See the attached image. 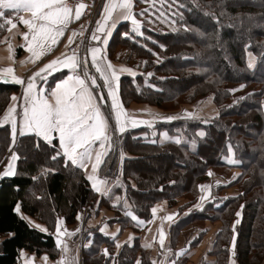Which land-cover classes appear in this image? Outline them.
<instances>
[{"label": "trees", "instance_id": "1", "mask_svg": "<svg viewBox=\"0 0 264 264\" xmlns=\"http://www.w3.org/2000/svg\"><path fill=\"white\" fill-rule=\"evenodd\" d=\"M152 13L141 22L143 36L130 30L126 38L122 33L128 23L122 22L110 38L108 57L140 71L134 76L120 77L121 103L126 107L133 101L145 102L173 111L199 97H212L217 114L212 119L183 117L156 122L155 131L167 130L174 138L164 143L157 138L135 137L139 129H128L107 156L101 175L109 180L112 174L117 175L120 152L134 157L122 161L118 176L122 182L111 185L110 180L107 195L100 196L91 188L82 169L65 166L64 157L53 161V147L40 140L37 148L39 138L34 134H18L13 140L11 124L3 121L0 162L9 148L18 158L15 175L0 178V264H18L21 250L35 256L48 252L51 258L57 254L54 235L32 228L14 211L18 204L23 213L45 223L50 230L58 218L73 224L79 212L92 209L97 202L114 211L113 221L131 227V219L120 212L127 210L124 200L133 213L144 219L150 217L153 203L161 199L174 206L179 198H184L183 207L191 208L199 197L198 184L208 180L209 169L217 171L232 165L224 160L229 150L240 161L236 165L240 174L228 186L235 185L238 192L225 199L220 196L225 186H212L211 198L201 207H192L172 225L170 247H175L185 228L197 231L198 236L184 248L197 244L209 225L220 222L207 248V254L214 257L213 264L263 261L264 2L167 0L164 7ZM147 20L153 26H148ZM119 48L123 51L116 54ZM247 51L257 58L253 67L246 65ZM229 84H243L244 89H250L234 96ZM18 89L17 84L0 83V117ZM199 129L205 133L203 137L197 134ZM177 139L181 143H176ZM53 144L59 151L55 140ZM148 160L160 162L157 172L143 165ZM237 211H241V223L235 226L234 233ZM90 232L92 243L83 251L81 264H109L113 259V240L96 229ZM103 247L109 249L110 257L104 255ZM139 248L138 240L133 245L123 244L114 256L115 264H132L137 251H141V264H154L149 253ZM176 259L185 261L182 255Z\"/></svg>", "mask_w": 264, "mask_h": 264}, {"label": "snow or ice", "instance_id": "2", "mask_svg": "<svg viewBox=\"0 0 264 264\" xmlns=\"http://www.w3.org/2000/svg\"><path fill=\"white\" fill-rule=\"evenodd\" d=\"M85 8L83 3L75 10V20H79L82 16V9ZM120 9L118 17L123 21L131 20V23L135 26L133 32L138 36H143V32L140 30L141 21L135 18L132 12L133 0H119L116 3L115 0H109V3L104 6L102 19L96 21L95 31L91 34L92 41H98L101 45H107L108 39L111 35L109 29V21H112L110 28L117 27L118 21L113 18L112 13L116 9ZM29 12L31 18H25L24 16L18 17V22L28 28V32L23 33V39L29 41V34H31V40L28 43L27 51L32 53L36 60H39L47 52H50L54 46L60 41L59 38L64 36V30L67 28L70 21L73 19L72 8L68 7L65 0H0V30H5L7 25L11 26V29L17 28V23L13 22L12 18H6L8 12ZM139 15L143 16L144 13ZM11 29H8L9 31ZM74 32L68 37V44L65 47L75 42ZM81 37L84 36V32L79 33ZM101 35L104 39L101 41ZM127 38L128 34H124ZM85 43L84 39H81L80 43L76 45V49L73 50L70 56L66 55V58L61 59L57 57L49 63L45 64L34 75L28 78L27 82L21 78H15L11 82L16 84H25V91L23 94L24 107L22 114V125L19 130L20 136L34 134L39 138L36 147L39 148V141L42 140L48 146L53 147L55 154L51 156L53 161L60 157L65 158V166H76L80 169L87 170L88 162H91V171L96 173L97 170L105 163V158L109 155V152L113 150L114 144H116L120 138V135L125 133L129 127H137L140 125L148 124L149 121L137 120L131 117L124 109L123 104L118 98L119 92V75L117 71L113 69V65L110 62H106V57L103 55V47L96 46L87 49V56L81 57L78 54V50ZM163 47V46H161ZM89 57L91 66L94 67L95 73L99 74V79L103 81V88L107 90V97L111 101L109 105L108 115L106 116L101 109V105L105 103V97L103 92H97L94 95V90L101 88V85L97 82V76L90 74L89 72ZM61 65L63 69H68L70 75L61 79L51 89L50 95L54 98V103L50 102V99L45 96L44 88L37 89L35 84L36 78H40L41 81H47L48 77L56 72H60ZM249 67H253V63H249ZM79 70V72L77 71ZM5 74L13 72L11 67L4 68L2 70ZM121 71H129V69H121ZM82 73V74H81ZM149 76L152 74L149 73ZM8 80H0V83H8ZM89 82L91 87L89 86ZM243 87V85L241 86ZM231 91H238L233 89ZM11 99L16 100L17 97L13 96ZM99 99L100 103L97 102ZM15 107L9 108L5 114L4 122L11 124V136L15 140L17 135V125L12 119L13 113H15ZM189 119H198L193 113H186ZM109 118L114 120V127L110 126ZM168 121L174 119V117H167ZM53 133L58 134L54 136ZM113 134L116 135V140H113ZM204 132H200L199 136L203 137ZM58 139L60 150H55L53 140ZM181 143L179 139L175 141ZM98 143V147H97ZM122 155V159L123 154ZM16 157L13 156V159ZM229 164L237 165L240 161L236 159H229ZM210 176L211 172L208 173ZM15 172L9 166L6 171L3 172L0 178H6L14 176ZM33 179H36L35 177ZM89 181L94 179L93 175L87 177ZM107 181H101L100 184H106ZM209 186L201 185V190L207 189ZM92 188L97 193L107 195V190L102 189L100 185L93 183ZM207 197H202L203 201ZM119 199V198H118ZM225 199H228L227 197ZM219 207V205H216ZM200 207V205H197ZM243 208V206H241ZM15 212H20V205L18 204L14 209ZM157 209L153 207L151 212L155 215ZM126 215L130 216L133 221H138L140 224L145 223L143 220H138V217L132 212H127ZM237 219L233 224V232L235 233V226L241 223V211L235 213ZM80 217L78 216V219ZM164 219L175 222L173 215H168ZM35 228L47 233V228H42L40 225H35ZM78 231V230H76ZM119 231V230H118ZM100 232L107 235L105 228H100ZM61 234L60 219L56 222V235L58 247L63 242L59 239ZM67 235H75L76 232H67ZM131 239V237H130ZM165 234L160 231L159 243L161 247L164 246ZM191 243V242H190ZM117 247H120L117 244ZM236 247V235L232 238V250L235 254ZM62 250L67 252L68 249L63 246ZM106 256H111L107 249L104 250ZM178 253L177 255H181ZM23 255V253H22ZM47 261V256L43 258ZM24 264H34V257L25 260ZM58 264H65L63 258ZM137 264H141L140 260H137ZM155 264V262H154ZM172 264H176V261H172Z\"/></svg>", "mask_w": 264, "mask_h": 264}, {"label": "crops", "instance_id": "3", "mask_svg": "<svg viewBox=\"0 0 264 264\" xmlns=\"http://www.w3.org/2000/svg\"><path fill=\"white\" fill-rule=\"evenodd\" d=\"M116 3H119V0H115ZM66 3V2H65ZM109 3V0H99V5L92 17L86 18L82 14L81 18L79 20H75V10L79 6L72 7L69 4L66 3V5L70 8H72V16L73 19L68 24L67 28L64 30V36L59 38V43L52 48L50 52H47L44 56H42L39 60H36L35 57L32 55V53L27 51L28 43L31 40V34H29V41H25L23 39V33L28 32V28L18 22L19 16H24L25 18L30 19L31 13L29 12H8L6 14V18H12L14 23H17L16 29H11L10 25L6 26L5 30H0V70L4 68L11 67L13 69V72L10 74H5L2 71H0V80H8L11 81L15 78H21L27 82L28 78L32 77L36 71H38L41 67H43L45 64L49 63L53 59H56L57 57H60L61 59L66 58L67 56H70L74 49H76V45L80 43L81 39H84L85 43L81 48L78 50V54L81 57L87 56V49L90 47H96V46H102L100 42L98 41H92L91 40V34L95 31L96 28V21L102 19V14L104 10V6ZM83 13V9L81 10ZM120 9H116L112 13L113 18L118 21V24L121 22V18L118 17ZM122 22H125L122 20ZM112 21H109V29L111 30V35L107 37L108 43L107 45H103V55L106 57V62H110L113 65V69L117 71V74L119 77L123 75H130L131 72L127 71H121V69H128L125 65H123L119 61H115L108 57V54L106 52V49L109 45L110 38L115 31V29H111ZM8 29H11L10 31ZM83 31L84 36L81 37L79 33ZM76 33L75 36V42L71 45H74V49H69L68 47H65V45L68 44V37L71 36L73 33ZM104 39V36L101 35V41ZM61 71L56 72L52 75H50L47 79V81H41L40 78H36L35 84L37 85V89L43 87L45 92V96L50 99V102L54 103V98L51 97L50 92L51 89L54 88L55 84L58 83L61 79L66 78L68 75H70V71L68 69H63L61 65ZM79 72V70H77ZM89 72L90 74L97 76V82L101 85V88L98 90H94V95L97 92H103L105 97V103L101 105L102 111H104L105 115H108L109 111V105L111 101L107 97V90L103 88V81L99 79V74L95 73L94 67L91 66V61L89 57ZM82 74V73H81ZM119 83V82H118ZM16 84V83H14ZM19 86V89L17 93H15L13 96L17 97L16 100H11V103L9 104V108L15 107L16 111L15 113L11 114L12 119L15 121L17 125V135L19 134L20 127L22 125V114H23V107H24V100H23V94L25 91L26 83L25 84H17ZM89 86L91 87V84L89 82ZM119 98V93H118ZM97 102L100 103L99 99H97ZM107 103V105H106ZM210 105H203V109L207 111L208 114H206L207 118H213L216 115L215 109L211 101L208 102ZM106 105V107H105ZM191 105L186 104L183 105L185 109H188ZM202 106V104H201ZM211 108H209V107ZM124 109L127 111V113L137 119V120H145L149 121L148 124L140 125L137 127H129L128 129H139V133L135 135V137H141V138H157V140L160 143L173 141L174 138L168 134L167 130H160L155 131V122L153 124L152 120L157 117V115H167L169 113L174 112H167L164 111L154 105L142 103V102H131L128 106H123ZM188 107V108H187ZM192 107V106H191ZM107 108V110H105ZM8 109L6 110L5 114L8 112ZM182 110V108H180ZM179 110V111H180ZM179 111H177L179 113ZM192 113V112H191ZM197 114H199L201 117H203V114L200 113V111H196ZM5 114L2 116L1 120L4 121ZM196 114V115H197ZM184 117H187L185 115ZM0 120V121H1ZM165 121L164 119H158ZM156 120V121H158ZM114 120L109 118V124L110 126L114 127ZM200 132H203L202 129H199L197 131V134L199 135ZM54 136H57L58 134L53 133ZM152 136V137H151ZM201 137V136H200ZM16 139V138H15ZM56 141V144L59 148V141L58 139H54ZM113 140H116V135L113 134ZM98 147V143H97ZM116 148V144H114L113 149ZM111 152V151H110ZM109 152V154H110ZM124 158H131L134 157L133 154L128 152H120L118 154V172L120 173V167L122 166V155ZM13 156L16 158L13 159ZM17 158L18 156L16 154L11 156V160H9V164L7 163L6 166L3 168L1 167L0 170L6 171L9 166L16 172V166H17ZM107 158V157H106ZM105 158V160H106ZM229 159H234V155L231 150H229V153L224 158V160L227 162ZM5 162V161H4ZM105 166V163L103 164ZM97 170L96 173H92L91 171V162H88L87 170L82 169V172L87 179L89 175H93L94 179L92 181H89L90 186L92 188V184L96 183L101 186L102 189H108L109 187V179L107 176L101 175L100 170L102 166ZM227 169V173L224 174L226 179L223 177H219L216 173L217 171L213 169H209L208 173L211 172L212 175L210 176L208 174V180L202 181L198 184L199 189V197L197 201L190 206L197 207V205H200V207L203 205V203L211 198L212 196V186L217 184H223L225 188H223L220 192V196L226 197L228 195H235L238 190L235 185L228 186L230 182H233L236 180V178L240 174V169L236 167V165H230ZM3 174V173H2ZM1 174V175H2ZM117 178V175H116ZM101 181H107L106 184H100ZM131 184L134 186L135 183L131 181ZM201 185H207L209 186L207 189L201 190ZM93 189V188H92ZM94 190V189H93ZM95 191V190H94ZM103 193V192H102ZM102 193H97L99 196L102 195ZM202 197H207L203 201L201 200ZM186 199L179 198L177 205L171 206L168 204V201L166 199H161L153 203V205L150 207V217L148 219L141 218L137 216L135 213H133L129 209V204L127 200H124V205L127 207V210L125 212L120 211L123 215L131 219L130 216L126 215L127 212H132L134 215L138 217V220H143L145 223L140 224L138 221H133L131 219V222L133 223L132 226H121L120 223L113 221L115 217V213L112 209H108L106 207H100L98 202L95 204V206L92 209H84L82 212H79L76 216V221L73 224H66L65 221L60 218V221L63 223V225L73 227L72 230L76 232L75 235H69L71 236L72 243L70 245H66L68 251L64 252L62 250L64 243L58 247L57 243V235L48 230L47 233H52L55 238L56 242V248H57V256L54 258H51L48 254V252H43L39 256H35L34 254L26 251L21 250L20 255L18 258V264H24L25 260L29 258L34 257V264H58V262L63 260L65 261V264H81L82 261V253L85 249H87L91 243V237L92 233L90 232L91 229H96L99 233L100 228H105V231L107 235L101 233L103 236L107 237L110 240H113L114 246H113V259H110L109 264H115L114 262V256L115 254L121 249V246L123 244L133 245L135 241L138 240L140 250H144L145 252H148L150 255V258L155 264H172V261H176V264H213L214 257L212 255L207 254V248L210 245V242L213 238V235L215 231L220 227V222H214L206 229L205 232H203L202 235H200V240L197 244H195L192 247H186L188 242L195 239L198 235L197 231L194 230H188L185 228L178 236L177 243L175 247L171 248V227L172 225L180 218L186 215V213L191 209L189 207L184 208L183 205L185 204ZM180 206H182L184 209H181ZM155 207L157 209L155 215L152 214L151 209ZM173 215V220L168 221L164 219L168 215ZM20 217H22L32 228H35V225H40L42 228L43 223L39 222L38 220L32 218L29 215H26L21 210L19 212ZM78 216L80 217L78 219ZM207 226V223L205 224ZM37 229V228H35ZM187 229V230H186ZM39 230V229H37ZM78 230V231H76ZM119 230V231H118ZM163 231L165 234V240H164V246L161 247L159 240H160V231ZM40 231V230H39ZM190 231V232H189ZM42 232V231H41ZM131 237V239H130ZM62 242L63 240L59 238ZM117 244L120 245V247H117ZM172 245L173 241H172ZM170 247V248H169ZM107 249L110 253L109 249L107 247L102 248V252L104 253V250ZM23 253V255H22ZM175 253V257H174ZM178 253H182V257H185V261L182 262L181 259L178 258ZM202 253L203 255V262L202 260L196 261L198 258V255ZM105 255V254H104ZM47 256V261H45L43 258ZM106 256V255H105ZM107 257V256H106ZM109 257V256H108ZM72 260V261H70ZM137 260L141 261V251H137L135 260L132 264H137ZM232 264H235L234 261H231ZM261 264H264V259Z\"/></svg>", "mask_w": 264, "mask_h": 264}, {"label": "rangeland", "instance_id": "4", "mask_svg": "<svg viewBox=\"0 0 264 264\" xmlns=\"http://www.w3.org/2000/svg\"><path fill=\"white\" fill-rule=\"evenodd\" d=\"M261 1L264 2V0H261ZM166 3H167V0H133V9H132V12L135 15V18L137 20H139V21L142 22L143 19L146 20L145 18H147V16L153 14L152 12L155 11L158 7H164L166 5ZM140 13H144V15L141 16V15H139ZM147 21H148V24H147L148 26H153V24L149 20H147ZM120 23H122V20H121ZM127 23H128V26H124L125 29L123 30L122 35L127 34L128 31H130V30L132 31V33L134 35H136L133 32V28L135 26L131 23V20L125 21V24H127ZM119 24H118V26H119ZM108 49H109V47H107L106 52L108 51ZM122 51H123V49L119 48V49H117L116 54H118L119 52H122ZM245 58H246V65L247 66L249 65V63H253V65L256 64L257 58H256V56L252 52L247 51L245 53ZM122 64L125 65L129 69V71L131 72L130 75H132V76H134L138 72H140V71H137L135 68H132L130 65H127L126 63H122ZM129 71H127V72H129ZM242 85L243 84H229L228 87L231 90L238 89V91H232L233 92V95L236 96V95H241L246 90H249L250 89V88H245L244 89L243 88L244 85H243V87H241ZM203 98L204 97H199V98H197V100H195V101H193L191 103H183V104H180L179 107L177 108V110H174L175 112L174 111H171V110H164V111H167V112H174V113H169L167 115H165V114H163V115H157V117H155L152 120V122H153V124H154V122H155V124H156V122H161L163 120H160V121L158 120V119H161V118L164 119L165 121H168L166 118L167 117H170V116L171 117H174V119L183 118L186 115V113H189V112L190 113L192 112L196 117H198V119H206L207 118L206 117L207 116L206 114H208V113H207V111L205 109H203V105H210L208 102H209V100L211 101V98L212 97H206V99L205 98L203 99ZM142 103H145V102H142ZM146 104H149V103H146ZM186 104H188V105L190 104L192 107L191 106L189 108L187 107L188 109H185L184 107H182L183 105H186ZM201 104H202V106H201ZM150 105H152V104H150ZM180 108H182V110H180ZM209 108H211V107H209ZM214 109H215V112L217 114V110H216L215 106H214ZM177 111H179V113ZM196 111H200V113L203 114V117H201L199 114H197ZM1 118L2 117H0V120H1ZM207 119H212V118H207ZM156 120H158V121H156ZM1 123H3V120L0 121V124ZM14 154H16V153L11 148H9L6 151L5 155L3 156L2 161L0 162V169H1V167L3 168L4 166H6L7 163L9 164V160H11V156L14 155ZM118 160H119V158H117V160H116V168H117ZM160 160H161L160 162H162L165 159H160ZM160 162H158L156 160H148V161L144 162L143 165L145 167L151 168V169L155 170V172H157V170L159 169V166H160V164H159ZM119 169H120V172L119 173H121V167ZM117 172H118V168H117ZM2 173H3V170H0V175ZM226 173H227V169H221V170H217V173L216 174L219 177H223L224 176L223 178L226 179V177L224 175ZM119 175L117 174V178H116V175L114 176L113 174L109 177V178H111L110 179L111 182H112L111 185L120 184L122 182L120 180V178L118 179V176ZM115 202H116V200H115ZM123 208H124V206L122 207V209ZM39 222L40 221H38V223ZM41 223H43V222H41ZM43 224H44L43 225L44 228H47L50 232L54 233V235L56 234V223H55V226H54V228L52 230H50L45 223H43ZM60 226H61V234H60V237L59 238H61L63 240L64 245H70L72 243L71 236L67 235L66 233L67 232H73V230H72L73 227H69V226L63 225V223L61 221H60ZM56 256H57V254H56ZM199 258L203 262V255H202V253H200L198 255V258L196 259V261H198ZM70 261H72V260H70Z\"/></svg>", "mask_w": 264, "mask_h": 264}, {"label": "built area", "instance_id": "5", "mask_svg": "<svg viewBox=\"0 0 264 264\" xmlns=\"http://www.w3.org/2000/svg\"><path fill=\"white\" fill-rule=\"evenodd\" d=\"M65 2L72 7L83 3L85 5V8L83 9V15L86 18L92 17L99 5V0H65ZM74 48V45L69 46V49L71 50Z\"/></svg>", "mask_w": 264, "mask_h": 264}]
</instances>
